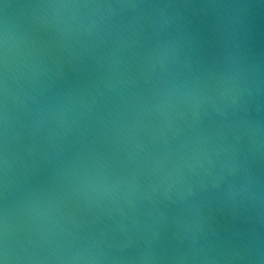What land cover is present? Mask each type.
Returning a JSON list of instances; mask_svg holds the SVG:
<instances>
[{
	"label": "water",
	"instance_id": "1",
	"mask_svg": "<svg viewBox=\"0 0 264 264\" xmlns=\"http://www.w3.org/2000/svg\"><path fill=\"white\" fill-rule=\"evenodd\" d=\"M5 264H264V0H0Z\"/></svg>",
	"mask_w": 264,
	"mask_h": 264
},
{
	"label": "clouds",
	"instance_id": "2",
	"mask_svg": "<svg viewBox=\"0 0 264 264\" xmlns=\"http://www.w3.org/2000/svg\"><path fill=\"white\" fill-rule=\"evenodd\" d=\"M0 264H5V260L3 258H0Z\"/></svg>",
	"mask_w": 264,
	"mask_h": 264
}]
</instances>
